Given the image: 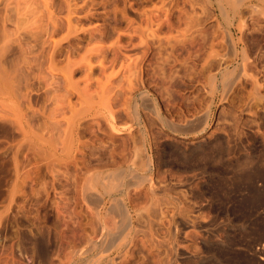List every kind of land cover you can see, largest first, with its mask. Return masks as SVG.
<instances>
[{
	"label": "rangeland",
	"instance_id": "1",
	"mask_svg": "<svg viewBox=\"0 0 264 264\" xmlns=\"http://www.w3.org/2000/svg\"><path fill=\"white\" fill-rule=\"evenodd\" d=\"M0 264H264V1L0 0Z\"/></svg>",
	"mask_w": 264,
	"mask_h": 264
},
{
	"label": "bare ground",
	"instance_id": "2",
	"mask_svg": "<svg viewBox=\"0 0 264 264\" xmlns=\"http://www.w3.org/2000/svg\"><path fill=\"white\" fill-rule=\"evenodd\" d=\"M236 1H240V0H236ZM259 1H264V0H259ZM241 20V19H240ZM242 23H243V20H241V26H242ZM229 40L231 41V43H232V45H233V48H234V50H235V55H237V51H238V44H239V42L238 41H236L234 38H233V36L230 34V37H229ZM243 52H242V58H243V62H242V65L243 66H245L246 65V60L248 59V51H247V49L246 48H244L243 47V50H242ZM251 78H252V82L255 84L256 83V79L253 77V76H251ZM90 194H91V191H90ZM97 194V193H96ZM99 194V193H98ZM91 197L93 198V197H95L94 195L92 196L91 195ZM98 198V197H97ZM88 199V198H87ZM99 199V198H98ZM97 200V199H96ZM97 202V201H96ZM120 202L122 203V204H120V208H121V211L123 212V214L126 216V217H129V211H128V209L127 208H125L124 206H123V199L121 198L120 199ZM91 204V203H90Z\"/></svg>",
	"mask_w": 264,
	"mask_h": 264
}]
</instances>
